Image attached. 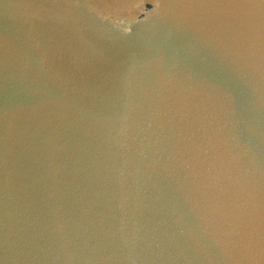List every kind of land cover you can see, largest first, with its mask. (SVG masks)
<instances>
[{
	"label": "water",
	"instance_id": "1",
	"mask_svg": "<svg viewBox=\"0 0 264 264\" xmlns=\"http://www.w3.org/2000/svg\"><path fill=\"white\" fill-rule=\"evenodd\" d=\"M0 264H264L260 0H0Z\"/></svg>",
	"mask_w": 264,
	"mask_h": 264
},
{
	"label": "snow or ice",
	"instance_id": "2",
	"mask_svg": "<svg viewBox=\"0 0 264 264\" xmlns=\"http://www.w3.org/2000/svg\"><path fill=\"white\" fill-rule=\"evenodd\" d=\"M201 2L215 7H242L248 3V0H201ZM264 5V0H260Z\"/></svg>",
	"mask_w": 264,
	"mask_h": 264
}]
</instances>
